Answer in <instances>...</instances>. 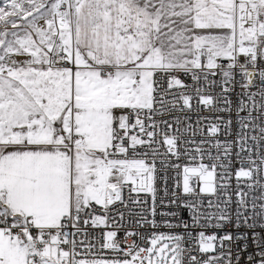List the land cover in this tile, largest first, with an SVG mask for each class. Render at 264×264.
I'll use <instances>...</instances> for the list:
<instances>
[{
  "label": "snow or ice",
  "instance_id": "obj_1",
  "mask_svg": "<svg viewBox=\"0 0 264 264\" xmlns=\"http://www.w3.org/2000/svg\"><path fill=\"white\" fill-rule=\"evenodd\" d=\"M0 264H264V0H3Z\"/></svg>",
  "mask_w": 264,
  "mask_h": 264
},
{
  "label": "built area",
  "instance_id": "obj_2",
  "mask_svg": "<svg viewBox=\"0 0 264 264\" xmlns=\"http://www.w3.org/2000/svg\"><path fill=\"white\" fill-rule=\"evenodd\" d=\"M192 119H193V120H195V119H196V115H195V114H193V116H192Z\"/></svg>",
  "mask_w": 264,
  "mask_h": 264
},
{
  "label": "rangeland",
  "instance_id": "obj_3",
  "mask_svg": "<svg viewBox=\"0 0 264 264\" xmlns=\"http://www.w3.org/2000/svg\"><path fill=\"white\" fill-rule=\"evenodd\" d=\"M3 3V0H0V4H2Z\"/></svg>",
  "mask_w": 264,
  "mask_h": 264
}]
</instances>
